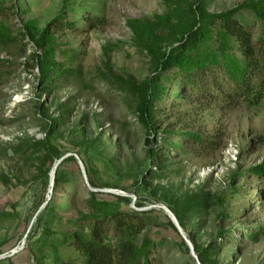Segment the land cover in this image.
<instances>
[{"label":"rangeland","instance_id":"1","mask_svg":"<svg viewBox=\"0 0 264 264\" xmlns=\"http://www.w3.org/2000/svg\"><path fill=\"white\" fill-rule=\"evenodd\" d=\"M195 1L0 0V25L16 40L15 45H0V60L8 61L0 64V264H34L29 250H36L41 235L37 219L51 232L75 231L73 223L90 212V192L143 219L144 229L128 240L138 247L152 243L151 264H201L190 238L203 248L214 242L217 254L211 259L216 264H264V183L248 173L264 165V99L227 107L167 76V96L154 105L158 140L145 144L132 95L106 81L108 76L136 83L151 78V59L133 28L141 31L155 16L183 22ZM257 1L207 0L206 10L218 14ZM240 14L256 37L261 23L248 9ZM58 18L68 23L84 18L77 30L55 33V60L79 75L64 89L44 94L32 47L20 34L29 21L43 29ZM58 105L70 112L62 116ZM41 114L64 122L51 136L62 158L48 172L46 186L34 146L45 135ZM186 134L198 136L202 144L184 140ZM150 150L167 159L150 162ZM160 167H166L165 178L152 179ZM59 174L69 180L54 188ZM198 194L209 195L203 223L196 232L188 226L186 232L178 230L168 216L170 202ZM116 197L129 201L120 203ZM245 230L257 233V240L246 239ZM221 231L233 234L224 242L217 239ZM108 239L116 242L113 234Z\"/></svg>","mask_w":264,"mask_h":264},{"label":"trees","instance_id":"2","mask_svg":"<svg viewBox=\"0 0 264 264\" xmlns=\"http://www.w3.org/2000/svg\"><path fill=\"white\" fill-rule=\"evenodd\" d=\"M206 1L196 0L189 5L183 22H172L168 16H155L151 21L144 22L141 31L133 28L138 42L151 59L154 72L151 78L140 83L115 76L106 79L108 83L132 95L134 100L131 108L138 124L146 132L145 144L158 140L155 136L157 120L154 105L167 96L168 86L164 83L167 76L171 75L175 81L182 83V88L188 87L186 90L197 96L215 99L227 107L240 102L255 105L264 99V0L218 14L206 10ZM244 8L262 25L263 29L256 37L249 28V22L240 14ZM83 20L81 18L77 22L68 23L58 18L51 27L43 29L38 27L37 21L32 20L22 27L20 37L26 39L32 47L41 93L53 94L76 81L79 73L55 60V33L67 29L77 30ZM15 44L11 32L0 25V45ZM21 51L24 55L25 50ZM4 63L8 64V61L0 60V64ZM58 108L62 116L70 112L64 105H58ZM40 116L45 123V135L34 146L40 154L37 170L44 177L46 186L48 172L62 158L59 146L52 144L51 136L57 126L64 125V122L60 117L49 119L42 114ZM184 137V140L202 144L194 134H186ZM159 142L167 148L179 149L167 140ZM147 157L150 162H163L167 159L165 155L152 150L147 153ZM165 168H158L150 177L165 178L167 172L162 171ZM248 173L264 183V165L253 167ZM68 180L67 174L56 175L54 188L65 185ZM116 200L120 203L129 201L121 197H116ZM208 203V194H198L183 200H173L169 208L184 232L187 226L196 232L201 221L203 223L201 216ZM87 204L90 209L88 216L74 222L75 231L70 233L51 232L48 225L41 227V218L37 219V229H41V235L35 244L36 250H33L34 246L29 250L34 264H151L150 256L155 250L152 243L146 242L138 247L134 241L128 240L129 236L137 237L145 226L143 219L134 210L99 201L92 192L89 193ZM54 211L48 213V219L55 218ZM169 224L174 228L171 222ZM110 234L116 239L114 244L108 239ZM232 234V231H221L217 239L225 242ZM243 235L253 242L258 236L247 230ZM189 240L201 264H216L211 259L217 254L212 245L214 242L203 248L194 243L192 238ZM157 245L162 244L160 242Z\"/></svg>","mask_w":264,"mask_h":264},{"label":"water","instance_id":"3","mask_svg":"<svg viewBox=\"0 0 264 264\" xmlns=\"http://www.w3.org/2000/svg\"><path fill=\"white\" fill-rule=\"evenodd\" d=\"M55 168H56V165H54L52 169H55ZM168 216L170 217V219H171L172 223L174 224V226H175L178 230H180L181 228L179 227V225H178V223H177L175 217H174L170 212L168 213Z\"/></svg>","mask_w":264,"mask_h":264}]
</instances>
